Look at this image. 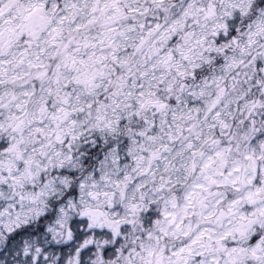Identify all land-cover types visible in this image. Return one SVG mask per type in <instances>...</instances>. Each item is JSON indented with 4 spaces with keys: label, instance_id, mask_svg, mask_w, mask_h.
<instances>
[{
    "label": "snow or ice",
    "instance_id": "obj_1",
    "mask_svg": "<svg viewBox=\"0 0 264 264\" xmlns=\"http://www.w3.org/2000/svg\"><path fill=\"white\" fill-rule=\"evenodd\" d=\"M0 264H264V0H0Z\"/></svg>",
    "mask_w": 264,
    "mask_h": 264
}]
</instances>
